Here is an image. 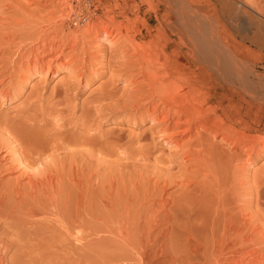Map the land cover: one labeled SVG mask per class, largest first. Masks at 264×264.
Returning <instances> with one entry per match:
<instances>
[{
    "label": "bare ground",
    "instance_id": "obj_1",
    "mask_svg": "<svg viewBox=\"0 0 264 264\" xmlns=\"http://www.w3.org/2000/svg\"><path fill=\"white\" fill-rule=\"evenodd\" d=\"M31 1L28 4L26 2L21 4L22 2L11 0V3H16L15 14L12 11L4 22L0 21L2 26H8L7 31L3 30L5 33L1 34L2 31L0 33V51L6 50L7 47L13 48V52L1 51L0 53V82L4 83V79L7 78L9 81L15 78L26 81L29 75L35 74L37 71L41 73L42 70H45L47 73L53 64V59L64 55V51L69 49L74 52L71 56L73 60L69 61L67 58V61L59 62L57 66L60 69L63 66L61 64H65L66 70L71 71V73L68 71L71 74V79L68 80L64 98L59 99V96L51 98L54 107L60 106L68 95L66 94L67 90L72 89L71 87L75 89L83 79H86L89 66L94 67L100 64L101 68L105 62L106 65L110 64L111 55H113H110L111 49L120 50L121 53L119 51L118 54H121L120 58L125 56V60L121 62V66H113V69L110 70V76L109 74L108 76L111 83L107 82L106 86H111L116 79H119L118 77L124 76L128 70L133 69L137 70V73H130L133 81L130 79L129 85L131 84L132 87L127 88L126 94L123 95L124 99L120 98L123 99L121 101L115 98L113 92L115 89L109 91L106 89L105 94H97L100 96H96V98L94 96L95 99L92 98L94 106L92 107L97 111L96 114L92 109L94 115L103 114L100 109L103 105H100L101 99H112L114 96L113 104L108 105L111 110L116 108L133 109L136 112H142L140 114H143L151 122L145 136L149 142L142 149L143 155L149 154L155 143L162 141L164 145L169 146V152L173 156L181 158L180 161L183 159L187 165H184V162L182 165L185 167L180 165L184 171L183 173L180 170L182 173L180 175L184 174L181 177L183 179L179 176L177 178L180 180L174 178L177 179L175 181L171 180L172 176L169 180L166 176V179H161L162 176H159L161 180L159 177H157L158 179L153 177L155 179L153 182L149 179L153 183L150 184L153 191L150 190L151 188L149 190L152 192L146 190L143 196L144 205L140 202L142 212L149 213L148 217L144 216L145 221L142 213L143 220H140V224L141 221H145L143 226H138L139 229H134L135 231L127 227L128 231L135 233L127 232L123 237L126 244L133 250V253L131 252L133 255H130L132 259L134 257L136 259V261L134 259V264H264V176L254 177L250 181L249 176L247 177L245 174L248 172L246 170L251 165V161L264 153V137L249 134L254 131L255 126L250 125V122L245 119V114L248 113L241 112L242 105L237 104L236 107H233L229 103L230 107L234 109L231 114L226 111V107L218 109L216 104L207 105L214 95L210 94L207 89L203 91L200 85L202 79L216 80V82L228 85L238 84L240 87L248 88L251 86L256 88L258 82L250 80V70L244 65V55L248 52V46L245 42L232 40L230 34L220 23V19L216 20L217 25H215L214 14L206 10L212 5V0H163L164 12L160 15L162 24L164 23L167 27L170 23L176 25L175 33H180L191 46V53L188 57L181 54L176 48L172 49L169 55L166 54V43L159 46V40L165 37L166 32L161 27L162 25L156 26L150 31L151 38L147 42L142 44L136 42L135 37L138 34L133 23L134 20L132 21L130 13L121 12L117 4H115L114 12L105 7L107 15L103 19L96 15L97 7L93 11H89L87 5L85 7L81 5L80 0H75V2L74 0ZM213 1L218 3L223 11L227 8L236 10L234 7L236 3L233 0ZM248 2L249 8L255 14L264 17L261 12L264 0H258L257 3L254 0H248ZM5 6V10H7L8 7ZM56 7L60 11L66 12L62 13L59 19L55 17ZM240 11L244 12L248 18H256L253 13L250 14L241 7ZM12 13L14 16L10 18ZM1 16L3 15L1 14ZM2 18L1 20L4 19ZM117 18L120 20H116ZM210 25L215 26V29ZM67 27L68 32L66 31ZM255 34L249 38L251 42L258 41ZM242 39H247V37L244 36ZM107 53H109V60L106 58ZM74 63L77 68L72 66ZM59 65L61 66L59 67ZM102 67L104 66L102 65ZM128 79L129 76L127 81ZM60 97L62 96L60 95ZM231 101H233V97ZM52 102L50 101L51 105H48L52 106ZM243 103L246 104L245 101ZM98 105L100 106L98 107ZM102 108L105 110L107 107ZM52 110H54L53 114H58L60 111L57 108H51ZM51 111H48L49 114ZM108 112L110 113V111ZM34 119L36 118L34 117ZM19 122L22 121L19 120ZM19 122L17 121V123ZM42 122L41 125H44ZM45 123L47 124L46 120ZM51 123L54 125L55 121ZM22 124L19 126L15 123L14 125L19 126L17 127L19 131L25 130L24 135L21 136V132V135L16 132L20 138L12 134L11 141H9L10 143L13 141L15 146L19 147L16 146L19 155L14 158L12 154L11 157L22 166L18 167L14 164L15 166L12 167L13 163H8V159L11 157H8L7 160L4 157L6 151L4 154L2 153L3 155L0 154V264H102L96 258L99 252L97 247L92 249V253L91 251L85 253L82 252L85 247L82 249V247L68 243V236L71 233L68 232V211L65 209L67 201L63 204L64 207L63 205L59 206L60 203L58 204L57 200L60 198L56 200V196L49 195V200L41 202L44 195L40 196L39 192L42 191L41 194H43L44 190L47 191V186L52 187L53 180L50 175H45L47 172L44 174L45 171H42L43 168L40 166L41 170L36 169V173H34L37 161L46 158L44 155L46 151H51L54 156L51 155L56 161L55 153L60 155L59 151H63V154H68L69 146L76 140L75 137L80 135L70 138L68 131H63L67 129L62 127L61 132L58 131L55 136L53 133V138L49 136L50 138L46 141L41 125L30 122L28 127L27 123L23 128L21 126H24V122ZM61 126L60 124L59 129ZM46 128L48 127L46 126ZM5 129L9 132L7 128ZM32 129L34 131H31ZM11 132L9 133L11 134ZM86 134L81 131L78 140H83L82 135L86 137ZM25 136L26 148L25 144L23 145L21 142L23 141L21 138ZM142 137H136V141ZM1 138L3 136L0 137V140H2ZM4 138L6 140V137ZM93 139L94 137L91 136L88 139V141L91 140L90 142L86 138L81 141L84 142V145L88 142L92 147H95L94 144L97 143V140L95 139L96 142L94 141L93 144ZM79 141H77L78 145ZM6 144L9 146L8 142ZM80 144L82 145L81 142ZM20 145H23L24 148ZM73 145L71 147L78 146ZM11 146H13L12 143ZM87 146L82 150L85 153H87L85 150L88 147L90 151L91 146ZM4 147V145L0 146V150ZM12 148H10L11 151H16ZM42 156L43 158H41ZM49 159L51 160V158ZM43 161L41 160V164L45 163L48 170L47 163H43ZM55 166L52 167L54 174L56 172L54 169H57ZM170 166H172L171 163ZM177 167L179 166L177 165ZM168 169L170 168L168 167ZM20 170L22 171L20 172ZM18 171L20 172L19 176L15 173ZM41 171L46 177H40ZM14 173L17 175H14L15 178H13ZM171 174L173 173L171 172ZM6 175L8 178L5 177ZM24 176L26 182L24 179V181L20 179ZM146 178L148 179V177ZM20 180L25 184H21ZM60 186L62 187V184ZM167 186H171L172 190ZM141 199L140 196L139 200ZM134 201L137 202V200ZM59 207L62 208L61 213ZM138 218L139 216L133 218L135 226L138 225H136ZM175 219H177V224ZM80 244L86 246L85 243ZM113 263L115 264V261L108 264Z\"/></svg>",
    "mask_w": 264,
    "mask_h": 264
},
{
    "label": "rangeland",
    "instance_id": "obj_2",
    "mask_svg": "<svg viewBox=\"0 0 264 264\" xmlns=\"http://www.w3.org/2000/svg\"><path fill=\"white\" fill-rule=\"evenodd\" d=\"M27 1L29 0H15V2H18V3L22 2L21 4H24V2L27 3ZM69 1H73V0H69ZM233 1L236 3V5H234L236 10L234 9L229 10V8H227V9H224L223 11V8L221 9L220 5L218 3H214L213 0H212V5L209 6L210 8L208 7V9L206 8V10H209L210 13L214 14V19H213L214 22L220 19L219 20L220 23H222L224 28L230 34L232 40L236 42H241V41L245 42V44L248 46V52L246 53L247 55L246 54L244 55V65L246 66L248 70H250V74H249L250 80H252V82L257 81L258 86L256 88H252V86L250 88L246 86L240 87L238 86V84H234L235 86L233 84H229L230 85L229 86L228 84H223L218 81L216 82V80L209 81L205 79L201 80L200 85L203 91L207 89L210 94L214 95L213 98H211L208 101L207 105L216 104L218 109L226 107V111L230 114L232 113L234 109L230 107L229 103L232 104L231 106L233 107H236L237 104L242 105L241 112L244 113L246 111L248 113V114H245V119H247V121L250 122V125L255 126L254 131L250 132L249 134H251L252 136L258 135V136L264 137V17H262L261 15L255 14L254 11H252L249 8L248 0H233ZM254 1H256V3L258 2V0H254ZM31 2L32 1L30 0L28 3H31ZM98 2H100V4H98ZM8 3L12 5L9 6L10 4L8 5ZM80 3H82L81 5L82 6L84 5V7L87 5V8L89 11H93V9L97 7L96 15L100 16L103 19H105L107 15L105 7H107L109 11L113 10L114 12L115 4H117L121 12L126 11L130 13L132 21L134 20L133 23L135 24L136 33L138 34L136 35L135 40L136 42H139L141 44L147 42L151 38V35L149 34L151 30L156 28V26L162 25L161 27H163V30H165L166 32H165V37L159 40V43H160L159 46H162L165 43L167 44L165 48V53L169 55L172 49L176 48L181 54L183 55L185 54L186 57L190 56L191 46L184 40L183 36L180 33L179 34L175 33L176 25L173 23H170L169 26L167 27L164 23L162 24L160 15L161 13L164 12V1L163 0H84V1L80 0ZM5 5H7L8 7L7 10H5V7H6ZM2 7L4 10L2 9ZM15 7H16V3H11V0H7V2L6 0H0V21L4 22L5 19L10 15L12 11L15 14L14 12ZM240 7L241 9L243 8L244 10H247L248 12H250V14L253 13V16L255 15L257 19L248 18L244 14V12L240 11ZM261 12H262V15H264V7H261ZM13 13L10 18L14 16ZM62 13H66V12H62L59 10V8L56 7L55 17L57 19H59L60 16H62ZM1 14L3 16H1ZM1 18L3 20H1ZM258 18L259 19L262 18V19L259 20ZM116 20H120V19L117 18ZM212 25H210V27H213ZM215 25H217V21L215 22ZM0 26H2L1 23H0ZM214 27L213 29H215ZM7 28L8 26L0 27V33L1 31H2L1 34L5 33L3 32V30L6 29L7 31L8 30ZM66 31L68 32V27ZM253 33L254 34L256 33L255 35H257L258 37L257 42H251L249 39L251 36L254 35ZM244 36H246L247 39H242V37L244 38ZM108 47L111 48V46H108ZM79 48L81 49L80 46ZM5 49L6 50L3 49L1 51L2 52H5V51L13 52V48L11 49V47H7ZM119 51L111 49L110 55L113 54L111 55L112 60L110 59L111 65L110 64L106 65L107 63L105 62L104 64H102L104 67H102L101 65V68H100V64L95 65L97 68L95 66L94 67L89 66L90 69L86 73L87 77L85 80L83 79L85 83L82 80V82L78 84L77 87H75V89L71 87L72 89L67 90L66 94H68L69 96L67 95L65 97L64 102L60 106L54 107L53 106L54 102H52L51 98L53 96L55 98L59 96V99L64 98L63 97L64 92L68 87V80L71 79L70 77L71 71L68 70L70 72L69 73L66 70L65 64L60 63L61 65H63V66L59 65V67L61 66L60 69L57 66L59 62H64L65 60L67 61V58L69 61L73 60L71 56H73L74 52H71L69 49H66L64 51V55L62 56L60 55V57L58 58L52 57L56 59V60L55 59L53 60L56 61L57 63L53 61V64L47 70V73H45V70H42L41 73H38L39 71H37L35 73L36 75L35 74L29 75L26 81L15 78L14 80H11L12 81L11 82L7 78L8 80L4 79L3 81L4 83L0 82V129H1L0 137L1 136H3V138L6 137V140L4 138L3 143H2L3 138H1L2 140H0L2 143V144L0 143V146L2 145L5 146L3 148L4 150L1 148L0 154L3 155L4 152L6 151L4 154L5 155L4 157H6V160L8 159V157H11L12 154L14 155V156L12 155V157L14 158H16L15 156L19 155V151L16 150L17 145L15 146L13 141L11 142L13 146L10 147V144H11L9 142L11 141L10 136L13 134L14 136L16 135L17 138L18 137L20 138V136L17 135V133L20 134V132L22 134L20 135L23 136L25 133V130H22V129L25 127L27 123L28 124L26 126L28 127V125H30L29 124L30 122L31 124H34L35 122V124L41 125V122L44 120L42 122V124L44 125H41V128L44 131L43 136H45L46 141H48V139L52 137L53 133L55 136V133L57 134L58 131L61 132L62 127H64L63 129L65 128L67 129L63 131H68L67 133L69 134L68 136L70 138L71 137L74 138L76 135L81 136V131L82 132L84 131L85 134L86 133L87 134H86V137L85 135L84 136L82 135L83 140L86 138L88 141V139H90L91 136L94 137L93 144L97 140V143L95 144H98V145L94 144L95 147H92L91 144H88V142H90L91 140H89L88 142L86 141L87 144L84 145L83 144L84 142H82L83 141L82 139H81L82 141L80 139H79L80 141L78 140L80 136L77 138L75 137L76 140L74 139L75 141L72 142L71 145L69 146L71 149L68 148V154H63L62 153L63 151L62 152L59 151L60 155H56L55 153L57 162L55 161V158L53 157L54 155L52 154L51 151H46L44 153L46 158H43L44 156L43 155L41 158L45 160L44 161L43 159L41 160L43 161V163L44 162L47 163L46 165H48V170H47V166L44 165L45 163L41 164L40 159L37 161L36 163L37 165H35L36 167L34 168L33 166V168H34V173H36L35 172L36 169H40L39 168L40 166L41 168L44 169V170L42 169V171H45L44 174L47 172L45 175L46 176L50 175L53 180L52 187L47 186V188L45 187L47 191L44 190L43 194H41L42 191L39 192L40 194L38 193L40 196L44 195L43 198L40 197L42 198V201L40 200L41 202H43V200L44 201L49 200V195L51 196L54 195L53 197L56 196L55 197L56 200L60 198L59 200H57L58 204L60 203L59 206L63 205L65 201H67V205L65 209L66 211H68V230H69L68 232L71 233V234L69 233L70 236H68L70 238V239L68 238V243L70 242L72 243L73 246L82 247V249H84L83 247H85L84 251H82L85 253L89 251H91L92 253V249L97 247V251L99 252L96 258H98L102 264L104 262L108 264L114 261H115V264H118V263L119 264H134L135 263L134 262L135 257L134 259H132V256L130 255L133 253V250L126 244V240L123 237H125V234L127 232L135 233L134 231L139 229V227L143 226V224L146 221L145 218L148 217L149 213L147 214V212L145 211L142 212L141 210L142 208L141 204L144 205V201H143L144 193L146 192V190H149L150 188H151L150 190L153 191V188L150 184H153L152 182L155 179H158L157 177L159 176L160 177L162 176L161 179H164V178L166 179L167 177L168 180L172 176L171 177L172 179L171 178L170 179L173 181L177 180L178 176L179 178L183 177L184 174L183 176L180 175L182 174L181 172L183 171L181 167L186 165L183 159L182 161H180L181 158H178L177 156H173V154L169 152V146L166 144L164 145L162 141L156 142L155 145L150 149V153L147 155H143L142 149L145 147L144 145L149 142V140L145 138V136L147 135L146 131L148 130V128H150L149 127L151 124L150 120L147 119L143 114H140L142 112L139 113V112L134 111L133 109L123 108L121 110V108L120 109L118 108L119 109L118 110L116 108L117 110L116 109L111 110V108L109 107L114 102V98H113L114 96L116 99L123 98L124 97L123 95L126 94L127 88L129 89V87L130 88L132 87L131 84L129 85L130 81L131 80L133 81V78L130 73L132 72L133 74L137 73V70L135 71L133 69L128 70V72L125 71L126 73L124 76L122 75L123 77L122 76L118 77L119 79H116L114 81V83L112 84L114 86L112 85H111L112 87L110 85L106 86L107 82L108 84L111 83V81L109 80L110 70L113 69V66H116V65L121 66L120 65L122 64L121 62L125 60V56L123 58L122 57L120 58L121 51L118 54ZM68 52L71 54H69ZM65 53L68 54L69 57ZM108 55L109 53H107L106 55L107 59L109 58ZM74 64L72 66L74 68L75 67L77 68L76 64L75 66ZM128 76H129V79L127 81ZM208 82H210V84H208ZM106 89L108 91L110 89L111 90L115 89L113 91L114 96L112 97V99L111 98L101 99L102 101H100L101 102L100 105L103 104L101 105L102 107H105V108L107 107L110 109L105 111L107 108L106 109L104 108L105 110H103V108L101 107L100 109L103 111V114H100L99 116L94 115L93 112L95 111L94 110L95 108L93 109L92 107L94 106V104H92V102L94 101L93 99H95L96 96L98 97L101 94H105V92H107ZM59 93L62 97H60ZM97 94H100V95H97ZM232 97H233V101H231ZM123 99H120V101ZM50 101L52 102V106L54 108L50 106L51 105ZM244 101L246 102V104L243 103ZM100 105H98V107ZM228 105L229 107H227ZM50 107L52 109H55V108L60 109L59 113L58 114L54 113L55 114L54 115L52 113L54 112V110L51 111ZM89 107L91 110L89 109ZM48 111H51V114H49L50 112ZM108 111H110V113ZM95 112L97 114V111ZM34 115H37L38 118L37 116H34ZM40 115L42 116V118H39L41 117ZM48 115H50L51 117L52 116L53 117L57 116V117L51 118ZM87 115H89L88 118H87ZM28 116L30 117L28 118ZM32 117L33 119H31ZM34 117L36 119H34ZM24 119L28 121L30 119L31 120L25 123L26 120L23 121ZM19 120L24 122V126H21L23 127L21 129L22 131H19L17 129V127H19L20 125H23L22 122L21 123L19 122ZM45 120L47 124L45 123ZM5 121L8 122V125H7V122ZM17 121L20 124L17 123ZM54 121L55 123L53 125V123L51 122H54ZM1 123L3 124L1 125ZM15 123L16 125L18 124L19 126L16 127L14 125ZM59 123L62 125L60 127L61 130L59 129V125H60ZM55 125L56 127H54ZM46 126L48 128H46ZM82 126L84 129L82 128ZM4 127L7 128L9 132L12 131L11 134L7 132ZM52 130H55V132H52ZM31 131H34V130L32 129ZM144 131L145 133H143ZM46 133L50 135H47ZM7 134H10V135L7 136ZM88 135H91V136H88ZM26 136L24 138H21V140H23L21 142L23 143V145L25 144L24 145L25 148L27 144L26 142H24L26 141ZM138 136H143V137L142 139H139L138 141H136V137ZM6 141L8 142L9 146H7ZM77 141H79V145ZM80 142L82 143V145L80 144ZM73 143H75L78 146L71 147ZM75 144L73 146H76ZM23 145H20V147H23ZM87 145L91 146L90 151L88 150L89 147ZM6 146L10 148L13 147L12 149L16 150L14 151L16 155L13 151H11L10 148L8 149ZM86 146L88 147L85 150L87 153L82 151L84 150V147L86 148ZM17 148L19 147L17 146ZM93 149H96V150L94 151ZM97 149L99 150V152ZM2 150L3 152H1ZM10 151L11 153H8ZM61 154L63 155L61 156ZM12 157L11 159L10 158L8 159L9 164L13 163V165L11 164L12 167L15 165L18 167L22 166V164L19 165V163H17L18 161H15L16 159ZM48 157L51 158L52 161ZM57 158H60V159L57 160ZM10 160L13 162H11ZM177 160L180 161L181 164H179L180 162H178ZM182 162H184V165H182L183 164ZM170 163L172 166H170ZM40 164L43 166H41ZM54 165H56L55 167H57V169L56 168L54 169L56 171L55 174L53 172ZM177 165L179 167H177ZM49 166L50 168L53 167L51 169L53 173L51 172ZM168 167L173 170L168 169ZM22 170H20V172ZM169 170L170 172H168ZM164 171H167V172H164ZM246 171L248 172H245V174L247 175V177L249 176L248 178L250 179V181L254 177L261 178L262 176H264V153L260 154L257 158L252 160L251 165ZM20 172L18 171L15 173H17L19 176ZM60 172H62L61 175H60ZM171 172L173 174H171ZM15 173L13 174V178H15L14 177ZM44 174L42 172L40 177H46L44 176ZM53 174L55 175V177L53 176ZM176 174H179V175L176 176ZM11 176H9V178H11ZM5 177L8 178L7 175ZM146 177H148V179ZM174 178H177V179H174ZM20 179L22 180L24 179L26 182L25 176L24 178L22 177ZM54 179H55V182H54ZM60 179H62L60 181L61 183L59 182ZM149 179H151L152 182H150ZM22 180H20L21 184H25V183H22L24 181ZM61 184H62V187L60 186ZM146 186H149V187H146ZM167 188L171 189V186H167ZM50 189L52 190L49 192ZM140 196L142 198L141 200H139ZM134 200H137V202ZM133 204L137 207V209ZM59 208H60L59 212L61 213L62 208L61 207ZM138 210H140L141 213ZM142 213H143V219L145 221L144 222L141 221V224H140V220H143L141 217ZM138 216H139L138 220L134 219L135 221L137 220L136 225L138 224L137 226H135L133 218L134 217L137 218ZM179 218H178V222L180 220ZM176 220L177 219H175V223L177 222ZM127 227H129L128 229L130 230H134V229L135 230L128 231ZM123 232H124V235H123ZM80 243H85L84 245L86 246H81L82 244ZM130 259H132L133 261Z\"/></svg>",
    "mask_w": 264,
    "mask_h": 264
}]
</instances>
